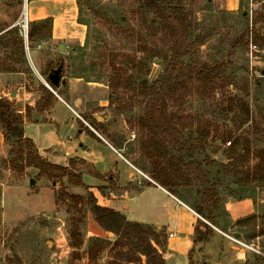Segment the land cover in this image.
Segmentation results:
<instances>
[{
  "label": "rangeland",
  "instance_id": "374dc122",
  "mask_svg": "<svg viewBox=\"0 0 264 264\" xmlns=\"http://www.w3.org/2000/svg\"><path fill=\"white\" fill-rule=\"evenodd\" d=\"M72 1L74 16L73 4L66 0L43 4L0 0V97L13 100L14 110L23 119L34 120L54 101L44 104L46 90L53 95L55 91L92 126L98 117L102 136L123 147L121 153L151 176L162 163L169 164L172 176L182 173L184 177V162L202 164L210 185L191 175L174 177L184 181V189L167 188L192 204L198 185L214 187L218 196L214 211L223 218L228 215L221 207L228 199H252L256 213L231 222L226 230L242 234L255 249L264 251V182L246 183L264 159V63L248 56L250 36L264 47V0H167L181 9L190 27L191 47L185 63L220 69L205 88L185 75L165 96L160 120L175 125L191 145L182 156L165 142L159 148L163 152L154 153L149 143L156 134L141 123L150 101L164 91L158 82L166 71L173 39L161 30L144 0ZM34 15L53 20L52 37L29 40L31 24L46 19ZM60 66L62 80L54 89L48 77ZM125 74L131 75L128 87L123 84ZM18 93L21 100L16 102ZM56 110L60 118L71 120L64 105L58 104ZM105 115L109 118L104 119ZM41 123L25 122V135L43 148L52 146L56 133ZM203 130L210 137L199 142ZM216 144L221 145L218 151ZM166 147L171 156L165 158ZM104 150L113 158L109 149ZM83 166V161L73 160L67 168L81 175L80 169H89ZM116 166L125 169L123 162ZM138 177L143 179L139 173ZM154 178L161 180L160 175ZM90 179L84 177L87 183ZM107 188L70 185L67 177L51 179L24 167L14 142L0 129V264H148L136 244H118V237L106 231L99 236L89 234L90 195L104 194ZM96 238L105 239L103 247ZM160 242L165 243L161 232ZM92 249L94 260L89 258ZM252 253L246 264H264V256ZM221 260L229 264L226 256ZM192 264L204 263L199 259Z\"/></svg>",
  "mask_w": 264,
  "mask_h": 264
},
{
  "label": "crops",
  "instance_id": "0c3cea01",
  "mask_svg": "<svg viewBox=\"0 0 264 264\" xmlns=\"http://www.w3.org/2000/svg\"><path fill=\"white\" fill-rule=\"evenodd\" d=\"M36 1H41L38 3L43 4L64 0ZM66 1L73 4L71 10L74 16V1ZM37 17L42 19L47 16L38 15ZM56 26L57 19L54 18V33L57 30ZM262 75L264 76V71ZM54 95V101L49 109L37 113L34 120L24 119V135L25 122L28 121L42 122L44 127L53 129L56 134L52 146L43 148L30 138L38 153L49 162L64 167L70 165L73 160L83 161V167H89V169L79 170L84 184L91 190L99 186L109 187L104 194L95 193L100 206L114 209L127 221L149 226L165 235V246L159 249L165 264H192L199 259L204 264H224L221 260L223 256L228 258L229 264H246L253 258L252 252L264 256V251L255 249L242 234L230 233L226 230L231 222L235 223L256 213V206L252 199H228L221 207L222 212L228 215L226 218L219 217L215 211L210 218L200 214L190 202L185 200L186 198L172 193L151 175L133 164L121 153V150H124L123 147L114 146L98 133L82 116V113L71 106L63 96L55 91ZM20 100L21 94L18 93L15 101ZM58 104L68 109L71 120L59 117L56 110ZM20 112L24 113L25 110ZM59 131L62 133L61 140L56 139ZM104 148L109 149L113 158L108 157ZM58 149L63 151V155H58ZM120 162L124 163V170L116 166ZM138 173L143 177L141 181ZM84 177L91 178L90 182H85ZM180 188L184 189V186ZM88 221L89 234L99 236L105 232L92 214H89Z\"/></svg>",
  "mask_w": 264,
  "mask_h": 264
},
{
  "label": "trees",
  "instance_id": "16d2710c",
  "mask_svg": "<svg viewBox=\"0 0 264 264\" xmlns=\"http://www.w3.org/2000/svg\"><path fill=\"white\" fill-rule=\"evenodd\" d=\"M29 1L31 2L34 0ZM143 5L149 12H152L155 15L161 30L168 35L170 39H173V45L171 47L166 71L161 77V81L158 82V86H161L162 89L164 88V91H159L157 98L150 101L151 103L148 106L147 117L143 118L141 123L143 126H146L147 129L156 134V138L153 139L154 142L149 143V146L154 147V149L149 147L151 150L153 149L152 151H154V153L160 155L164 149L160 151L159 148L162 147L161 144H164L165 142L169 145H173L171 148L175 149L180 154L179 156H182L181 153L183 150L185 153V151L189 150L188 147L191 145L188 138L184 136V139H182L181 134L175 125L167 119L160 120L159 112H162L161 110L165 109V103L167 102L165 96L169 95L172 88H175L177 84L180 83L181 78H184L185 75H187L192 81H198L202 84L203 88H205V86L211 84L214 77L219 74L220 69L219 67H213L207 64L195 66L187 65L185 63V58L190 53L191 47L189 36L190 27L186 17L182 15L180 8L173 6L171 2L167 0H144ZM78 23L84 24L80 19H78ZM52 26L53 20L51 18L34 21L31 24V29L28 33L29 40H43L47 37H52ZM45 30L47 33H44ZM248 34L249 31H247L246 35L248 36ZM137 72V74L141 75L142 69H139ZM130 76L131 75L126 74L123 75V78H125V82L123 83L125 87L129 86L126 81ZM49 83L52 88H57L51 84L50 81ZM141 85L144 86L143 84ZM54 97L53 93L46 90L43 99L45 102L44 104ZM0 129L4 131L8 141L14 142L16 154L19 160L24 164V167L37 169L40 175H46L51 179L67 177L70 185L85 186L81 175H73L67 167L53 164L44 159L38 153L34 142L24 135L23 117L14 110L12 102L1 97ZM198 136L199 142L208 141L210 132L203 130L202 132H199ZM219 139L220 138H218L215 143H217ZM221 140L222 142L224 141L223 139ZM229 141L231 142V140ZM220 148L221 145L216 144V151ZM165 150L166 154L164 156L166 158V156L171 153L170 147H166ZM189 156H192L191 153H189ZM168 162L171 163V161ZM184 169L187 172L186 177H184L182 173H179L177 176H172L169 164L162 163L158 165L157 169L152 171L151 174H154L155 176L160 175V182L165 188L170 185L180 188L183 186L182 184H184V181L178 182L174 177L188 179L190 178L188 176L191 175H196L197 180L202 181L203 185H210L209 180L203 175L202 164L184 162ZM157 181L159 182V180ZM248 182H264V159L259 161L255 171H253L250 177H247L246 183ZM198 190V195H194L192 204L200 214L206 215L210 218L216 208L215 205L218 202L217 191L214 190V187L208 189V187H202L200 185H198ZM89 207L98 225L104 231L111 232L118 237V244L134 243L140 250V254L147 257L148 264H165L162 254L159 252V249H163L165 246L160 242V233L149 226L127 221L122 214L114 209L100 206L97 198L92 194L90 195ZM95 240L97 245L100 244L102 247L104 246L105 239L96 238ZM95 255L96 252L94 249L90 250L89 258L91 260L95 259ZM114 262L115 261H112L110 264H115Z\"/></svg>",
  "mask_w": 264,
  "mask_h": 264
},
{
  "label": "built area",
  "instance_id": "2783aa9c",
  "mask_svg": "<svg viewBox=\"0 0 264 264\" xmlns=\"http://www.w3.org/2000/svg\"><path fill=\"white\" fill-rule=\"evenodd\" d=\"M248 56L251 61H258L264 63V47L255 43L251 36L249 37V42H248ZM228 144L230 145L231 142Z\"/></svg>",
  "mask_w": 264,
  "mask_h": 264
},
{
  "label": "water",
  "instance_id": "95a60500",
  "mask_svg": "<svg viewBox=\"0 0 264 264\" xmlns=\"http://www.w3.org/2000/svg\"><path fill=\"white\" fill-rule=\"evenodd\" d=\"M62 66H60L58 69H55L52 74L49 76V81L51 84H53L55 87H59L61 80H62ZM48 88H51L49 84L47 85ZM14 94V93H13ZM220 142V141H219ZM31 183H34V180H31Z\"/></svg>",
  "mask_w": 264,
  "mask_h": 264
},
{
  "label": "flooded vegetation",
  "instance_id": "af4514ba",
  "mask_svg": "<svg viewBox=\"0 0 264 264\" xmlns=\"http://www.w3.org/2000/svg\"><path fill=\"white\" fill-rule=\"evenodd\" d=\"M55 70V69H54ZM53 70V71H54ZM52 71V72H53ZM52 72L49 74V76L52 74ZM49 78V77H48ZM98 118V117H97ZM96 118V120H97V122L99 121V119H97ZM109 117H108V115H105V117H104V119H108ZM96 122V124H94L95 126H93L94 127V129L98 132V133H100L101 134V131H103V128H101V126H100V123H97ZM91 124V123H90ZM92 125V124H91ZM102 135V134H101Z\"/></svg>",
  "mask_w": 264,
  "mask_h": 264
}]
</instances>
